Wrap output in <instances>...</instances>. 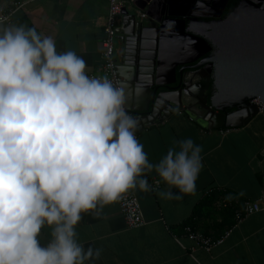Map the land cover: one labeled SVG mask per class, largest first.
Returning <instances> with one entry per match:
<instances>
[{
    "label": "clouds",
    "instance_id": "obj_1",
    "mask_svg": "<svg viewBox=\"0 0 264 264\" xmlns=\"http://www.w3.org/2000/svg\"><path fill=\"white\" fill-rule=\"evenodd\" d=\"M0 15V264H86L76 226L85 213L130 189L151 190L158 173L162 198L196 192L202 147L178 141L156 164L137 139L126 95L107 77H92L74 50L58 52L36 27L4 25ZM178 190V191H175ZM45 225L52 238L42 245Z\"/></svg>",
    "mask_w": 264,
    "mask_h": 264
},
{
    "label": "crops",
    "instance_id": "obj_2",
    "mask_svg": "<svg viewBox=\"0 0 264 264\" xmlns=\"http://www.w3.org/2000/svg\"><path fill=\"white\" fill-rule=\"evenodd\" d=\"M152 5L156 14L155 28L163 30L159 34L163 45L167 40L172 52L195 62L210 54L208 46L179 33L184 29L181 18H162L161 0H135L127 12L119 16L117 60L120 61L125 48L122 39L125 34L121 29H128L129 18L137 9L147 13L145 9ZM108 8L107 0L29 1L17 11L13 24L36 27L42 36H52L58 52L74 50L87 62L90 76L103 63L102 43ZM175 9L178 13L190 10ZM137 20L147 27L149 40L152 34L158 36L150 29L149 13L145 18L137 16ZM124 91L127 105L145 104L144 95H132L133 92L126 88ZM247 118L241 114L229 126L211 129L184 112L149 123L139 114L138 140L153 164L186 138L202 147L203 167L196 181V192L184 195L182 200L162 198L160 191L169 187L163 181L158 190L130 189L128 192L139 199L146 219V224L137 228L127 226L119 201L104 206L99 215L83 214L76 226L77 239L86 250L91 246L101 252L98 259L94 257L86 264H264V211L241 221L236 216L237 210L243 212L246 201L256 200L264 193V115L258 112L249 120ZM226 129L231 131L223 134L222 130ZM144 175L150 184L158 173L153 169ZM223 201L228 206L220 207L219 202ZM186 223L215 238L232 231L221 244L207 251L183 234ZM51 233L52 228L45 225L39 237L42 245L51 240ZM175 235H180V241Z\"/></svg>",
    "mask_w": 264,
    "mask_h": 264
},
{
    "label": "water",
    "instance_id": "obj_3",
    "mask_svg": "<svg viewBox=\"0 0 264 264\" xmlns=\"http://www.w3.org/2000/svg\"><path fill=\"white\" fill-rule=\"evenodd\" d=\"M186 1L173 3L174 8H190L172 14L181 15L172 16L181 18L184 29L179 33L208 46L210 54L195 62L172 52L167 40L163 45V30L155 28L151 6L145 10L158 36L152 34L150 40L147 27L136 13L131 15L128 29H121L125 48L117 66L126 91L144 95L146 101L142 106L126 105L134 109L136 119L142 114L145 123L177 112L211 129L229 126L241 114L249 120L258 113L251 101L264 100V0H240L227 15L230 0Z\"/></svg>",
    "mask_w": 264,
    "mask_h": 264
},
{
    "label": "built area",
    "instance_id": "obj_4",
    "mask_svg": "<svg viewBox=\"0 0 264 264\" xmlns=\"http://www.w3.org/2000/svg\"><path fill=\"white\" fill-rule=\"evenodd\" d=\"M29 1L36 0H0V15L6 17L4 24H13L15 15ZM109 3L108 13L105 21L104 39L102 43V58L103 63L99 69L93 72L92 77H107L114 85L118 87L122 86V79L120 71L117 66L116 54V40L118 35V20L119 16L125 9H128L135 0H107ZM136 14L140 18L147 17V13L140 9H137ZM258 107V112L264 115V100L260 97L251 101ZM126 110L136 117L135 113L128 108L125 104ZM231 129L222 130L223 134H227ZM137 139L139 137L138 131H136ZM159 179V176L154 177L150 185L153 190H158L162 185V181L159 185L155 181ZM121 214L123 215L125 222L129 228H137L146 224V219L139 199L132 192L124 194L121 200H119ZM220 207L228 206L226 201L219 202ZM264 211V193L256 200H248L244 204L243 212L237 210V219L241 221L244 217H248L254 213ZM232 230H228L221 238H215L202 233L194 228L191 224L186 223L184 225V235L189 237L197 247H201L207 251H211L215 246L221 244L225 237L229 236ZM177 240L180 241V235H175Z\"/></svg>",
    "mask_w": 264,
    "mask_h": 264
},
{
    "label": "flooded vegetation",
    "instance_id": "obj_5",
    "mask_svg": "<svg viewBox=\"0 0 264 264\" xmlns=\"http://www.w3.org/2000/svg\"><path fill=\"white\" fill-rule=\"evenodd\" d=\"M178 1H181V0H178ZM231 2V0L229 1V3ZM174 0H161V8H160V12H161V15H162V18H166V19H170V17H172L174 13H178L176 11V9L174 8ZM228 3V5H229ZM227 5V7H228ZM153 6H151L150 8V13L153 15V16H156L155 12L153 11ZM225 13V12H224Z\"/></svg>",
    "mask_w": 264,
    "mask_h": 264
},
{
    "label": "trees",
    "instance_id": "obj_6",
    "mask_svg": "<svg viewBox=\"0 0 264 264\" xmlns=\"http://www.w3.org/2000/svg\"><path fill=\"white\" fill-rule=\"evenodd\" d=\"M240 2V0H231L228 7L225 10V15H227L230 11H232Z\"/></svg>",
    "mask_w": 264,
    "mask_h": 264
}]
</instances>
